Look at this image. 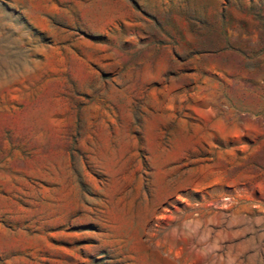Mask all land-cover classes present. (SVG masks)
Masks as SVG:
<instances>
[{
    "label": "rangeland",
    "instance_id": "374dc122",
    "mask_svg": "<svg viewBox=\"0 0 264 264\" xmlns=\"http://www.w3.org/2000/svg\"><path fill=\"white\" fill-rule=\"evenodd\" d=\"M0 264H264V0H0Z\"/></svg>",
    "mask_w": 264,
    "mask_h": 264
}]
</instances>
